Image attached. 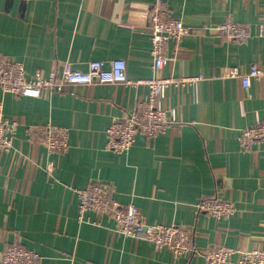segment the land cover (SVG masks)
I'll list each match as a JSON object with an SVG mask.
<instances>
[{"label": "crops", "instance_id": "obj_1", "mask_svg": "<svg viewBox=\"0 0 264 264\" xmlns=\"http://www.w3.org/2000/svg\"><path fill=\"white\" fill-rule=\"evenodd\" d=\"M152 2L0 0V53L21 61L27 75L123 58L130 81L67 85L38 97L0 87L3 115L17 123L11 147L0 150V253L16 241L38 254L37 264H205L200 253L174 257L124 236L109 213L88 211L90 221H79L73 189L93 182L108 184L118 205L134 203L146 223L189 226L197 250L264 248V141L247 149L238 141L242 128L264 119V78L245 87L226 74L230 66L264 68V0H165L169 15L192 31L168 39L160 71L152 66ZM226 19L250 36L231 41L206 29ZM154 74L203 78L195 100L190 87H168L163 105L176 109L175 123L154 138L138 132L126 152L106 149L112 120L148 92L132 81ZM46 125L68 127L66 150H47ZM215 194L235 204L230 217L198 211L199 200Z\"/></svg>", "mask_w": 264, "mask_h": 264}, {"label": "built area", "instance_id": "obj_2", "mask_svg": "<svg viewBox=\"0 0 264 264\" xmlns=\"http://www.w3.org/2000/svg\"><path fill=\"white\" fill-rule=\"evenodd\" d=\"M147 15L151 30L152 66L155 71H160L169 62L170 57L165 53L168 39L179 42L182 36L192 31V27L185 25L181 19L170 16L165 0H153ZM206 29L219 38L231 41L244 40L250 36L247 26L232 19L207 25ZM226 74L239 77L243 85L248 87L252 77L264 78V68L252 64L247 72H240L237 66H230ZM202 78L201 74L181 77L154 74L150 78L132 81L146 84L148 92L137 100L132 110L112 120L107 127L108 138L105 148L115 152H126L133 145L138 132L149 138L157 136L177 120L176 109L163 105L168 87H190L192 99L195 100L198 82ZM93 82L129 83L126 60L91 59L84 70L64 63L59 71L44 74L36 69L31 75H27L21 61L0 53V87L17 95L38 97L45 92H60L67 85H88ZM16 124V121L4 117L0 103V150L6 151L11 147L12 129ZM67 134L68 127L65 126L46 125L40 130V137L47 150L51 152H60L68 148ZM238 141L243 149L249 148L255 142L264 141V119H257L254 124L242 128ZM48 168L52 170L53 164L49 163ZM73 190L79 200V221L86 220L85 214L88 211L109 213L118 232L124 236L146 239L167 248L174 257L186 253H200L205 264H264V248L242 249L220 245L197 250L192 246L193 235L189 226L175 223H146L134 203L130 202L122 207L111 199L110 187L106 183L93 182L86 187ZM197 208L199 212L215 218H228L235 212L236 206L231 200L215 194L210 198H201ZM19 243L14 241L7 243L1 250L0 264L38 263V254Z\"/></svg>", "mask_w": 264, "mask_h": 264}, {"label": "rangeland", "instance_id": "obj_3", "mask_svg": "<svg viewBox=\"0 0 264 264\" xmlns=\"http://www.w3.org/2000/svg\"><path fill=\"white\" fill-rule=\"evenodd\" d=\"M14 242H16V241H14ZM17 243V242H16ZM20 244V243H19ZM21 245H23V244H21ZM24 246V245H23ZM26 247V246H25ZM27 248V247H26ZM29 249V248H28ZM31 250V249H30ZM33 251V250H32ZM35 252V251H34Z\"/></svg>", "mask_w": 264, "mask_h": 264}]
</instances>
